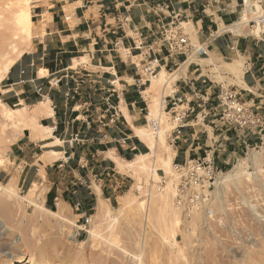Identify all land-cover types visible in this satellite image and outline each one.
<instances>
[{
  "label": "crops",
  "instance_id": "1",
  "mask_svg": "<svg viewBox=\"0 0 264 264\" xmlns=\"http://www.w3.org/2000/svg\"><path fill=\"white\" fill-rule=\"evenodd\" d=\"M243 1H36L32 17L42 33L9 69L0 96L8 107L33 110L43 103L37 122L48 133L38 138L23 129L0 181L16 173L17 186L28 190L44 179L43 207L57 211L62 204L78 216V226L100 199L116 201L132 182L118 171L116 159L150 152L134 132L148 126L150 99L144 92L150 81L142 67L152 58L158 60L157 74L176 77L163 99L164 112L177 98L186 99L182 108L191 110L180 134L171 130L166 136L172 165L206 158L218 171L228 170L260 144V136L219 123L220 88L233 90L264 118V36L242 33L255 28L247 19L252 10L242 17ZM172 14L190 22L207 55L192 50L169 56L159 46L157 25ZM235 24L239 33L229 30ZM211 55L215 65L208 63ZM238 58L242 72L235 78L221 66ZM83 235L77 231L78 239Z\"/></svg>",
  "mask_w": 264,
  "mask_h": 264
},
{
  "label": "rangeland",
  "instance_id": "2",
  "mask_svg": "<svg viewBox=\"0 0 264 264\" xmlns=\"http://www.w3.org/2000/svg\"><path fill=\"white\" fill-rule=\"evenodd\" d=\"M36 1L27 2L34 6ZM17 6L16 0H0V8L5 7L7 10L0 14L2 61L21 51L22 54L29 51L32 39L42 33V28L37 27L28 42L12 37L9 31L13 26L11 13ZM257 7L259 4L254 0H246V12L252 10L247 13L248 20L255 17V12H261V7ZM32 15L31 11V19L36 25V18ZM183 26L186 30V26ZM186 33L192 44L197 46L196 35L189 30ZM242 33L264 36V26ZM156 74L157 71L147 76L150 84L152 76ZM157 86L150 87L153 89L149 93L158 108L163 85ZM0 101L5 104L1 96ZM9 108L15 109L12 106ZM3 109L0 103V171L7 172L11 146L23 129L36 131L38 122L37 116L21 117V120L16 121L14 116L9 118ZM24 109L26 113L33 111L25 106ZM168 111L165 113L163 106L160 118H157L159 111L154 114L153 125L158 126L164 135L163 140L156 138L155 126L148 124L146 130L143 128L153 139H157L146 161L149 165L154 163L156 172L163 171L167 179L165 187L173 185L175 180L170 149L166 143V136L173 128ZM252 154L256 155V161L250 160ZM132 168L126 165L127 170H118L131 177L132 182L109 205L114 218L90 221L87 232L79 239L78 216L64 206L61 218L51 213L56 211H45L43 190L23 198L27 189L17 186L14 196L7 198L0 195V264H11V259L17 260L21 255L26 261L30 259L31 264H264V148L250 149L232 167L221 172L218 178L230 171H239L240 175L223 185H219L217 178L207 206L209 212L203 207L191 210L178 207L173 193L167 196L172 208L163 213L158 211V195L165 188H157L159 177L150 180V170L149 173L141 170L136 172L137 169L130 170ZM8 181L7 177L0 181V185ZM120 196L130 197L133 201L118 212ZM148 198L152 213L150 219L146 220L144 208ZM171 238L177 241L176 246L172 247Z\"/></svg>",
  "mask_w": 264,
  "mask_h": 264
},
{
  "label": "built area",
  "instance_id": "3",
  "mask_svg": "<svg viewBox=\"0 0 264 264\" xmlns=\"http://www.w3.org/2000/svg\"><path fill=\"white\" fill-rule=\"evenodd\" d=\"M261 6V12H255V17L250 19V24L257 27L264 26V4L262 0H254ZM242 17L246 9L245 1L242 2ZM157 36L159 46L167 51L169 56L186 54L193 50L197 55H207V50L203 45H193L185 31L183 23L177 14H172L169 21H161L157 25ZM158 60L150 59L142 67V71L150 75L156 71ZM57 83V81L55 82ZM40 91V89H38ZM186 99H175L169 109L172 132L179 135L180 130L185 126V119L191 112L190 109L182 108ZM217 120L226 129L236 130L242 133L257 132L260 136V144L255 148H264V118L254 111L249 105L241 101L239 96L229 88H220ZM254 148V149H255ZM175 174V203L178 207L191 210L197 207L209 209L211 190L215 187L218 171L211 161L206 158L185 161L182 164H173ZM159 181L156 183L158 189H162L167 179L163 171L157 170ZM90 224V217H84L83 222L77 229L80 233H86Z\"/></svg>",
  "mask_w": 264,
  "mask_h": 264
},
{
  "label": "bare ground",
  "instance_id": "4",
  "mask_svg": "<svg viewBox=\"0 0 264 264\" xmlns=\"http://www.w3.org/2000/svg\"><path fill=\"white\" fill-rule=\"evenodd\" d=\"M27 1H25V0H16V3H17L18 6H17V9L14 10L11 13L12 14V23H13V26L9 30L10 33L12 34V37H17V38H19L21 40H24L25 42L26 41L28 42L30 39H32V37H33V35L35 33L34 32V29L37 28V26L34 24V22L31 19V11H32L33 6H31ZM256 6H258V5H256ZM259 7H261V6L259 5ZM259 7H257V8H259ZM5 9H6L5 7H1L0 8V11H1L0 14H3L2 12ZM5 11H7V10H5ZM183 25H185L186 28H187V30H189L191 33H193L194 36L196 35L194 33L195 31H194L192 25L190 24V22L188 24L183 23ZM237 25L238 24H235L234 26L229 27V30L232 31L233 33H239L240 31L237 28L238 27ZM258 26L262 27L261 25H258ZM36 35H39V34H36ZM258 36H261V34L258 35ZM18 41H20V40H18ZM16 44H17V42H16ZM21 54H22V51H21V53L19 52V53L13 55L12 57L6 59L5 61L0 60V82H1L2 78L8 73V71L12 67V65L20 58ZM208 61H209L208 63H212V65L213 64L215 65V62L216 61L213 60L212 55L210 56V59ZM241 65H242V60L241 59L239 60V58H238V60H235L232 63H224V62H222V66L221 67H223V69H225L226 71H229V73H232V75L235 76V78H240L241 72H242ZM217 66L220 67L219 65H217ZM218 71H219V69H218ZM174 78H176L175 77V74H167L164 70H160V72L158 74L152 76V78H151V84L147 88V90L144 92V95L145 96H148L149 99H150L149 108H148V114H147L146 117H147V120H148V124L152 125L153 127L155 126V125H153V121H154V118L156 117V115L154 116V114H158L157 112L159 111V114H158V117L157 118H160L161 113H162V110H163V106H164L163 99L165 97L166 89H168V87L170 88V86H171L172 81L174 80ZM155 85L156 86L158 85L157 87H159V85H160V87H162V85H163V87H164V88L162 87V94H161L162 97H161V100L158 102V104H159L158 105V108H157V104H156L155 100L152 99L153 97H150L151 96L150 95L151 92L149 93V90H152ZM150 87H153V88L149 89ZM0 103H1V106H3V108H4L3 110L5 111V114L9 118L10 117L13 118V116H14V118L16 119V121L17 120H21V117L25 118V117L38 116L39 110L43 106V103H40L37 106L38 108H36L37 110H33L30 113H26L25 112L26 110L24 109V107H21V108H16L15 107V109H13V108L7 107L1 101H0ZM46 106H48V105L46 104ZM46 108L49 109V107H46ZM154 129L156 131V138L162 139L164 137V135H162V133L159 131L158 126H155ZM145 130L143 128H137V129H135V132L134 133H136L140 138H142L144 140V142L146 141L145 143H147V146L149 147V149L153 150L155 148V146H156L157 139L156 138L153 139L152 136H150V134L148 132H146ZM47 131H48L47 128H42L38 124V129L36 131H33V132H34V134L37 133V135H36L37 137L38 136L39 137H44V133L47 132ZM52 153L53 152H51V155H52ZM49 154L50 153H47V155H49ZM53 155H57V154L54 153ZM148 155H149V153L148 154H144V155H140V156L134 158L131 161H123L122 159L120 160V159H116L115 158L116 159V162L118 164V170L120 169V170H123L124 171L126 169V165H127V168H132V167L135 168L134 171L137 169L136 172H138V170H139V172H140V170L141 171H145V172H148V170H150V180H152L155 176L158 177V174L154 170V163H152L151 165H149L150 163L148 164V162L146 161V159H148ZM256 159H257V157H256L255 154H252L250 156V160L251 161H256ZM164 162H166V161H164ZM133 168L130 169V170H133ZM220 174H222V173L219 172L218 173V176ZM16 175H17L16 173H15V175L13 174V176H11V178L9 179V181L6 184H3L2 186L0 185V195H2L4 197H7V198L8 197H11L12 195L14 196V194L16 193V189H17V176L18 175L17 176ZM239 175H240V172L239 171H230V172H228L226 174L221 175L219 178L217 176L219 185L220 184L223 185V184H226L229 181H233L236 178H238ZM39 176H40V174H39ZM42 180H44V179H42ZM41 181H36V182L32 183L31 187L27 190L26 194L23 195V196L21 195V196L23 198H25L27 196L30 197L32 194H34L36 192H39L40 187H41ZM167 186L166 187L164 186L165 187V188L163 187L164 190L162 191V193H160L158 195V203H159V205H158V207H159L158 209L159 210L158 211H161L162 213H163L164 210H168V209H171L172 208L170 206L169 202H168V199H167L168 194H170V193L175 194L174 184L171 185V187H169V186L167 187ZM131 201H133V199H131L130 197L120 196L119 208L116 211H118V212L123 211V209L126 206H130L129 204H130ZM111 209L112 208L108 204H106L103 200L100 199L99 200V203H98V206L96 208L95 213L90 217V221H93V220L95 221V220H100V219L102 220V219H105V218L113 219L114 216L111 215ZM144 209H145V211H144V217H145L146 220H149L150 219V215L152 213V211H151L152 209H151V204H150L149 198H148V201H146V204H145V208ZM44 210L45 211H48V212H51V211L47 210L46 208H44ZM51 213H53L54 215H57L58 217L61 218L63 216V214H64L63 205L60 204L59 207H58V210L56 212H51ZM160 220H161V218H160ZM162 221H163V219H162ZM162 221H160V222H162ZM165 225L167 226L166 223H165ZM166 229H168V228H166ZM170 233H171V231H170ZM170 243H171V245L173 247V246H176L177 241L174 238H171L170 239ZM10 262H11V264H31L32 263V261L30 259L27 260V261L24 260L23 255H21V257L17 258V260L11 259Z\"/></svg>",
  "mask_w": 264,
  "mask_h": 264
}]
</instances>
